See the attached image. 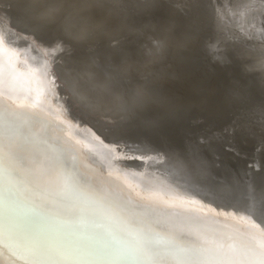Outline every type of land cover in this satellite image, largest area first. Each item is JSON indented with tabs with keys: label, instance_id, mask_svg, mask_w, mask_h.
I'll return each mask as SVG.
<instances>
[{
	"label": "bare ground",
	"instance_id": "bare-ground-1",
	"mask_svg": "<svg viewBox=\"0 0 264 264\" xmlns=\"http://www.w3.org/2000/svg\"><path fill=\"white\" fill-rule=\"evenodd\" d=\"M0 36L23 85L6 104L48 73L42 110L19 113L25 171H0V264H177L111 251L140 232L162 246L211 230L264 238V212H248L264 200V0H0ZM211 75L214 96L187 104V126L142 122L172 82ZM38 167L78 181L69 210L44 199L60 180ZM35 244L90 258L29 262Z\"/></svg>",
	"mask_w": 264,
	"mask_h": 264
},
{
	"label": "snow or ice",
	"instance_id": "snow-or-ice-1",
	"mask_svg": "<svg viewBox=\"0 0 264 264\" xmlns=\"http://www.w3.org/2000/svg\"><path fill=\"white\" fill-rule=\"evenodd\" d=\"M0 39H3L0 36ZM35 79L40 81V88L28 90L21 102L15 108L6 104V100L13 99V94L20 91L23 85L17 75L15 64L11 63L10 56L0 49V171H6L9 177H15L25 171L23 157L17 148L21 129L18 123L20 111L42 110L44 104V91L48 81L41 80V76H47V70L40 71ZM34 96V98H33ZM32 171V170H29ZM36 173L43 176L48 183L60 180L58 191L44 190V199H53L60 206V210H69L71 204L68 199L80 194L78 181L69 174L66 177H53L49 170L38 167ZM15 185L13 184V188ZM264 212V200L259 206L253 205L249 210V218L257 212ZM264 237V233L261 234ZM3 232L0 231V239ZM10 246L17 247V241L13 234L8 236ZM124 247L114 249L120 258L149 260V261H176L193 262V264H264V238L257 239L255 235L246 237L239 235H227L216 230L200 232L196 238L186 241L183 233H179L168 239L161 245L160 239L151 232L136 233L133 239L121 238ZM22 257L29 262L57 261L71 259L90 258L80 251H68L43 244L25 246ZM109 251V250H106Z\"/></svg>",
	"mask_w": 264,
	"mask_h": 264
},
{
	"label": "water",
	"instance_id": "water-1",
	"mask_svg": "<svg viewBox=\"0 0 264 264\" xmlns=\"http://www.w3.org/2000/svg\"><path fill=\"white\" fill-rule=\"evenodd\" d=\"M216 23H217L216 19L214 17H211V22L209 23L210 27L212 25V28H213ZM202 26L201 27L204 28L205 27V24L202 25ZM198 27H200V25ZM187 79H188V82H189L188 84H191L190 86H193V87L194 86H197L199 88V87H202L203 85L208 84L209 89H210L209 96L205 100L202 101V104H200L199 102L194 101L196 103H199L198 105L200 107H202V108L203 107H206L210 103L212 96H214L213 95V91H214V86H215V84L218 81L217 80L218 79V76L211 75V76H207V77H204V78L203 77L202 78H199V80L189 79V78H187ZM176 82H178V81L172 82V84L173 83H176ZM168 91L169 90H167L165 93L158 94L157 96H154V99H155V102L153 103L154 104L153 105L154 107H155L156 104H159V102H161L160 101L161 100V97L160 96H163V95L168 94ZM167 104H170V103H164V105L161 103L160 104L161 107H159V110H157L156 108L153 107V110H151L150 112L145 113V115L143 116L144 118H143V121L142 122L148 124L150 122H157V121L158 122L159 121L160 122L161 121L166 122V121H169V120H171V121L176 120L180 124L181 127H185V125L187 126V123H188L187 122V116H188L187 115V113H188V111H187V104H190V102L187 101L185 103L180 104L181 105V111L178 112L177 115H173L172 114L173 113V110L175 108L174 106L171 109H168V110H165L163 108ZM197 124H198L197 122L194 123V125H197ZM247 166H249V167L250 166H253V163L248 161Z\"/></svg>",
	"mask_w": 264,
	"mask_h": 264
},
{
	"label": "rangeland",
	"instance_id": "rangeland-1",
	"mask_svg": "<svg viewBox=\"0 0 264 264\" xmlns=\"http://www.w3.org/2000/svg\"><path fill=\"white\" fill-rule=\"evenodd\" d=\"M180 14H181L180 16H183V17H187V15H189L187 11H183L182 9H180ZM194 17H195V20L199 22L200 26L204 24L207 26L206 27L207 29L204 27L206 31H211L212 25L211 27L208 26L209 22H211V17L207 16L206 14H203V15L201 14V16L194 14ZM200 17H201V21H199ZM188 83L189 82L187 80L184 82L173 83L168 91V94L160 96L161 102H159V104H156L154 108L159 110V107H161L160 106L161 103L164 105V103H173L174 101H179L180 104L185 103L187 101L190 103H194V101H196L202 104V101L205 100L209 96V93H210L208 84L203 85L202 87L198 88L197 86H194V87L190 86L191 84H188ZM180 104L178 105V103L177 104L175 103L174 105L175 108L172 113L173 115H177L178 112L181 111Z\"/></svg>",
	"mask_w": 264,
	"mask_h": 264
}]
</instances>
